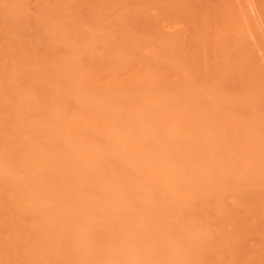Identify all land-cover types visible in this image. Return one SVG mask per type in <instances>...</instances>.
<instances>
[{
	"label": "bare ground",
	"instance_id": "obj_1",
	"mask_svg": "<svg viewBox=\"0 0 264 264\" xmlns=\"http://www.w3.org/2000/svg\"><path fill=\"white\" fill-rule=\"evenodd\" d=\"M0 264H264V0H0Z\"/></svg>",
	"mask_w": 264,
	"mask_h": 264
}]
</instances>
